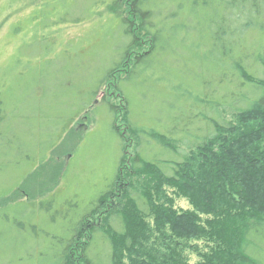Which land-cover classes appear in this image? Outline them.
<instances>
[{
	"label": "trees",
	"instance_id": "trees-1",
	"mask_svg": "<svg viewBox=\"0 0 264 264\" xmlns=\"http://www.w3.org/2000/svg\"><path fill=\"white\" fill-rule=\"evenodd\" d=\"M119 1L107 3V12L119 20L121 36L92 94L96 99L113 81L140 46L137 35L145 36L149 48L134 56L113 86L135 145L127 159L124 134L114 125L118 107L102 96L120 140L119 163L110 183L70 226L62 251L55 252L56 263L71 264L70 250L86 234L81 264H119L122 252L131 264H171L170 256L146 247L152 230L145 218L153 216L158 232L213 238L211 252L195 264H256L254 240H264V0H167L159 11L161 22L175 20L168 29L155 21L163 0L128 1L131 18L117 11ZM188 16L195 24H187ZM189 33L195 35L192 44L186 41ZM163 37H176L184 50L175 51L176 74L157 77L161 118H155V127L138 126L125 85L145 83L140 68L145 58L164 52ZM1 111L3 121L8 114ZM226 111L234 119L222 117ZM6 135L0 131L1 144L13 139ZM163 185L186 198L193 210L178 212L160 201L162 193L156 194ZM202 215L210 217L202 221Z\"/></svg>",
	"mask_w": 264,
	"mask_h": 264
},
{
	"label": "rangeland",
	"instance_id": "rangeland-1",
	"mask_svg": "<svg viewBox=\"0 0 264 264\" xmlns=\"http://www.w3.org/2000/svg\"><path fill=\"white\" fill-rule=\"evenodd\" d=\"M110 1L0 0V109L8 114L0 131L8 139L13 136L10 143H0V264H58L55 252L62 251L70 226L115 176L120 140L111 127V113L100 103L102 96L118 107L114 125L124 134L126 158L133 152L135 140L126 130L123 102L113 86L134 56L149 48V41L137 35L140 46L93 99L102 68L113 60L111 49L121 36L119 20L107 12ZM128 1L120 0L116 9L131 18ZM165 6L167 0L159 2L155 21L168 29L175 20L160 21L159 10ZM187 21L195 24L194 16ZM175 39L168 38L164 52L153 54L151 61L145 58L139 74L144 84L125 85L138 126L155 127V118L162 116L155 86L157 77L176 74L175 51L184 46ZM194 40L189 33L187 43ZM222 117L234 119L227 111ZM161 189L156 194L162 193L160 201L178 212L193 210L171 186ZM208 217L202 215V221ZM145 222L152 230L146 247L170 256L171 264L200 263L215 245L210 235L181 239L158 232L153 216ZM86 239L83 234L72 246L71 264H81L79 250ZM254 241L256 264H264V240ZM127 260L122 252L119 264H131Z\"/></svg>",
	"mask_w": 264,
	"mask_h": 264
}]
</instances>
